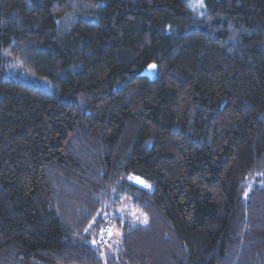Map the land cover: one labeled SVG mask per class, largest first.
<instances>
[{
    "label": "trees",
    "instance_id": "1",
    "mask_svg": "<svg viewBox=\"0 0 264 264\" xmlns=\"http://www.w3.org/2000/svg\"><path fill=\"white\" fill-rule=\"evenodd\" d=\"M203 3L0 0V264H264V0Z\"/></svg>",
    "mask_w": 264,
    "mask_h": 264
},
{
    "label": "rangeland",
    "instance_id": "2",
    "mask_svg": "<svg viewBox=\"0 0 264 264\" xmlns=\"http://www.w3.org/2000/svg\"><path fill=\"white\" fill-rule=\"evenodd\" d=\"M186 6L191 7V9L198 15L203 13L202 8L195 7L197 0H185ZM148 69L144 73H151ZM132 182L144 188L145 190H149L150 187H144V184L138 183L137 179H133ZM148 185V184H147ZM118 206L114 207L111 211V214L105 218L104 225L102 226L99 232V243H101V247L103 251L106 253H110L114 249H118L121 245L122 241V230L119 228L117 222L112 221L113 217L124 223L125 221H129L131 224L138 222L139 224H144L143 216L136 211L135 208L131 205V203L124 196H118L117 198ZM116 203V202H115ZM114 203V204H115ZM125 222V223H126ZM115 223V224H114Z\"/></svg>",
    "mask_w": 264,
    "mask_h": 264
},
{
    "label": "snow or ice",
    "instance_id": "3",
    "mask_svg": "<svg viewBox=\"0 0 264 264\" xmlns=\"http://www.w3.org/2000/svg\"><path fill=\"white\" fill-rule=\"evenodd\" d=\"M195 7L203 8V7H204L203 0H197ZM155 69H156V65H155V64H150V65L148 66V70H149V71H153V70H155ZM136 179H137V182H138V183L144 184V182H143L142 180H139V178H136ZM144 187H149V185L144 184ZM86 231H87V229H86Z\"/></svg>",
    "mask_w": 264,
    "mask_h": 264
}]
</instances>
